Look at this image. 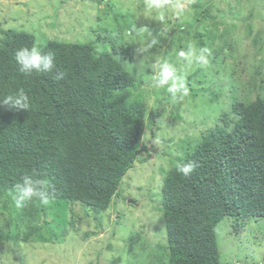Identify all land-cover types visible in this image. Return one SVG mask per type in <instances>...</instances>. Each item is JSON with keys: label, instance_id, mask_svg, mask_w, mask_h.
Returning a JSON list of instances; mask_svg holds the SVG:
<instances>
[{"label": "rangeland", "instance_id": "1", "mask_svg": "<svg viewBox=\"0 0 264 264\" xmlns=\"http://www.w3.org/2000/svg\"><path fill=\"white\" fill-rule=\"evenodd\" d=\"M145 4L0 0V38L1 30L15 29L31 33L36 45L57 39L92 42L100 51L116 47V57L135 78L128 88L131 99L146 104L145 148L104 211L53 200L31 215L27 206H13V190L0 189V264L165 263L164 176L228 110L233 98L264 97V0H169L163 18L155 12L145 15ZM177 4L186 10L181 15L176 14ZM190 44L211 52L202 75L193 74L201 67H189L177 55ZM161 61L174 64L186 77L187 96L173 98L152 87V68ZM18 212L23 214L21 223ZM216 236L222 264H264V217L240 227L225 216Z\"/></svg>", "mask_w": 264, "mask_h": 264}, {"label": "trees", "instance_id": "2", "mask_svg": "<svg viewBox=\"0 0 264 264\" xmlns=\"http://www.w3.org/2000/svg\"><path fill=\"white\" fill-rule=\"evenodd\" d=\"M1 32L0 98L24 89L31 107H0V189L13 190L23 175L36 173L54 186V200L104 211L145 148L146 104L131 99L128 88L135 78L116 57L118 48L100 51L92 42L57 39L36 45L29 32ZM34 45L55 54L63 79L18 71L14 52ZM202 79L209 81L205 74ZM198 84L202 89L200 78ZM213 125L164 176L163 264H222L218 222L230 216L241 227L264 217V97L233 98ZM187 161L197 166L185 178L176 165ZM27 207L31 215L46 208L38 201ZM16 219L23 222V214L18 212Z\"/></svg>", "mask_w": 264, "mask_h": 264}, {"label": "clouds", "instance_id": "3", "mask_svg": "<svg viewBox=\"0 0 264 264\" xmlns=\"http://www.w3.org/2000/svg\"><path fill=\"white\" fill-rule=\"evenodd\" d=\"M168 6L169 0H146L145 15L150 16L155 12L160 15V18H163V10ZM174 8L177 15H181L186 11L179 4L175 5ZM177 55L186 61L189 67L195 65L204 68L210 63L211 52L207 48L198 49L190 44L187 50H180ZM54 56L53 52H43L35 45L31 47L22 46L14 52L15 62L21 74L29 76L32 74H51L52 79L61 80L64 78V73L56 71ZM152 71L154 75L151 83L154 89H164L173 98L188 95L186 77L178 73L174 64L161 61L153 66ZM3 106L15 111H28L31 107L30 97L24 89H18L0 98V107ZM196 166L194 161H187L177 164L176 171L187 178L193 173ZM54 191V186L47 178L36 173L25 174L14 185L12 193L13 206L16 209H22L33 201L48 206L54 200ZM121 235L126 236L127 232H121Z\"/></svg>", "mask_w": 264, "mask_h": 264}]
</instances>
